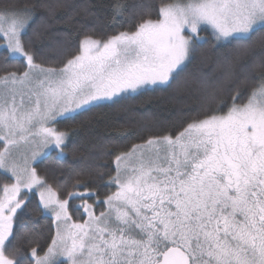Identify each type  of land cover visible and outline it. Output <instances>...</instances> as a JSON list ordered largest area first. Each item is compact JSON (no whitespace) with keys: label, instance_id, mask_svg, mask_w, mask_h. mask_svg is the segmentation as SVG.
<instances>
[{"label":"snow or ice","instance_id":"6c2138e0","mask_svg":"<svg viewBox=\"0 0 264 264\" xmlns=\"http://www.w3.org/2000/svg\"><path fill=\"white\" fill-rule=\"evenodd\" d=\"M108 9L0 0V264H264V0ZM62 23L75 43L57 31L37 56ZM157 91L198 103L66 171L75 129L59 123ZM45 220L41 243L25 228Z\"/></svg>","mask_w":264,"mask_h":264},{"label":"trees","instance_id":"16d2710c","mask_svg":"<svg viewBox=\"0 0 264 264\" xmlns=\"http://www.w3.org/2000/svg\"><path fill=\"white\" fill-rule=\"evenodd\" d=\"M73 2L91 4L93 11L98 16L104 17L109 14L108 5L111 0H73ZM127 2L133 3L134 0H127ZM151 2H156V0H151ZM57 31L71 33L70 43H75L77 36L72 27L62 23L57 26L56 30L49 32L44 39L36 43L37 56L46 57L50 55L49 45L61 38L55 34ZM203 51L209 56L213 55L210 44L205 45ZM9 70L22 71L23 64L10 66ZM189 70L192 71V68ZM204 70L207 71V67ZM2 72L3 69L0 68V73ZM197 103L195 95L187 92L179 94H174L171 91L150 92L133 101L126 102L125 105L99 108L78 117L76 120H66L59 123L57 126L62 130L75 129L74 135L70 137L68 150L70 165L65 166L66 171L71 173L78 166L83 167L85 164L98 162L94 160V157L97 155V146L102 143L116 141L121 147H127L132 143L140 142L141 136L150 134L149 130L152 134L159 132L195 108ZM122 128L129 133L127 138L118 136ZM52 166L50 161H45L41 165V170ZM51 227H53L51 222L45 220L38 225L28 223L25 231L35 229L40 232L42 234L41 243H43L47 240Z\"/></svg>","mask_w":264,"mask_h":264}]
</instances>
